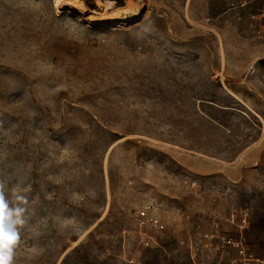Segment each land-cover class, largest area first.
I'll use <instances>...</instances> for the list:
<instances>
[{"label": "rangeland", "instance_id": "1", "mask_svg": "<svg viewBox=\"0 0 264 264\" xmlns=\"http://www.w3.org/2000/svg\"><path fill=\"white\" fill-rule=\"evenodd\" d=\"M98 1L0 0L10 264H264V0Z\"/></svg>", "mask_w": 264, "mask_h": 264}, {"label": "bare ground", "instance_id": "2", "mask_svg": "<svg viewBox=\"0 0 264 264\" xmlns=\"http://www.w3.org/2000/svg\"><path fill=\"white\" fill-rule=\"evenodd\" d=\"M54 4L58 10L63 9L64 11L70 12V14L74 12L79 15V18H82L83 20L85 19L90 24H99L101 23V21L103 22L105 21L103 19L102 20L97 19L93 16L94 14H96L95 13L96 10L95 11L89 10L90 12H88L84 0H54ZM97 6L105 12L113 10L112 13L113 15L111 17V19L113 20L109 19V21H113V22L121 21L119 20L120 18L123 17L127 18L129 16H132L136 12V6L133 0H125V6L123 7H116L115 0L98 1ZM61 12L62 11H59V13Z\"/></svg>", "mask_w": 264, "mask_h": 264}, {"label": "clouds", "instance_id": "3", "mask_svg": "<svg viewBox=\"0 0 264 264\" xmlns=\"http://www.w3.org/2000/svg\"><path fill=\"white\" fill-rule=\"evenodd\" d=\"M16 199L24 200L17 196ZM24 220L20 209H9L0 191V264H10L13 257V245L17 240L16 226Z\"/></svg>", "mask_w": 264, "mask_h": 264}, {"label": "built area", "instance_id": "4", "mask_svg": "<svg viewBox=\"0 0 264 264\" xmlns=\"http://www.w3.org/2000/svg\"><path fill=\"white\" fill-rule=\"evenodd\" d=\"M137 219L140 221V222H146L148 223L149 225L155 227V228H159V229H163V225L160 223V221L155 217V216H152L150 215L147 211L143 210L141 212H139L137 214ZM230 245H232L234 248L237 249V251L239 252V254L245 258V255H246V249L244 247V243L242 240H240L239 242L237 243H233L232 241L229 242Z\"/></svg>", "mask_w": 264, "mask_h": 264}, {"label": "trees", "instance_id": "5", "mask_svg": "<svg viewBox=\"0 0 264 264\" xmlns=\"http://www.w3.org/2000/svg\"><path fill=\"white\" fill-rule=\"evenodd\" d=\"M116 1H118V0H116Z\"/></svg>", "mask_w": 264, "mask_h": 264}]
</instances>
